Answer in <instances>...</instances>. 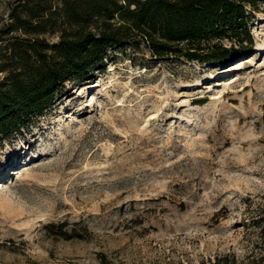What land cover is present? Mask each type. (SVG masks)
<instances>
[{"label":"rangeland","instance_id":"rangeland-1","mask_svg":"<svg viewBox=\"0 0 264 264\" xmlns=\"http://www.w3.org/2000/svg\"><path fill=\"white\" fill-rule=\"evenodd\" d=\"M23 3L0 0V81L13 39L68 32L61 0L41 33L15 29ZM246 10L247 34L202 45L218 60L122 43L1 127L0 264H257L264 1Z\"/></svg>","mask_w":264,"mask_h":264},{"label":"trees","instance_id":"trees-1","mask_svg":"<svg viewBox=\"0 0 264 264\" xmlns=\"http://www.w3.org/2000/svg\"><path fill=\"white\" fill-rule=\"evenodd\" d=\"M54 1L24 0L22 12L28 20L21 14L14 15L15 29L41 33V24L53 12ZM261 1L264 0H61L58 11L68 32L61 34L57 43L15 38L7 45L14 60L10 68H4L8 72L0 81V132L16 117L42 110L41 100H51L59 82L81 77L82 71L93 69L109 48L122 43H146L157 56L220 59L213 52L202 51V45L208 40L247 34L246 7H256ZM44 50L51 54L47 56ZM259 222L264 239V213ZM207 264L227 262L218 259ZM257 264H264V256Z\"/></svg>","mask_w":264,"mask_h":264},{"label":"bare ground","instance_id":"bare-ground-1","mask_svg":"<svg viewBox=\"0 0 264 264\" xmlns=\"http://www.w3.org/2000/svg\"><path fill=\"white\" fill-rule=\"evenodd\" d=\"M4 174V173H3Z\"/></svg>","mask_w":264,"mask_h":264}]
</instances>
